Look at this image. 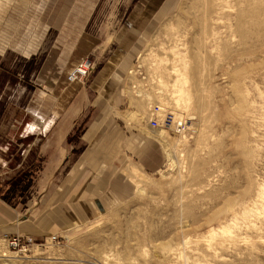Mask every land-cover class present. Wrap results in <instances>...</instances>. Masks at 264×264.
<instances>
[{
	"label": "rangeland",
	"instance_id": "374dc122",
	"mask_svg": "<svg viewBox=\"0 0 264 264\" xmlns=\"http://www.w3.org/2000/svg\"><path fill=\"white\" fill-rule=\"evenodd\" d=\"M25 4L0 0L5 33L19 5L16 21L30 31ZM63 4L71 17L79 5L91 10L86 33L110 46L99 61L87 55L93 69L82 83L53 89L44 59L56 28L38 31L49 37L27 58L0 41V264H264V0H37V9L60 17ZM244 10L252 11L245 42L236 32ZM41 20L50 27V16ZM116 50L126 54L118 92L94 93ZM197 58L203 107L182 76ZM85 89L89 101L77 100ZM168 112L172 126H151ZM91 129L112 138L92 169L97 156L82 153L94 140L81 139ZM61 132L75 148L54 178L84 159L74 174L85 193L40 204L47 148ZM22 221L35 227L25 231Z\"/></svg>",
	"mask_w": 264,
	"mask_h": 264
},
{
	"label": "crops",
	"instance_id": "0c3cea01",
	"mask_svg": "<svg viewBox=\"0 0 264 264\" xmlns=\"http://www.w3.org/2000/svg\"><path fill=\"white\" fill-rule=\"evenodd\" d=\"M26 2H28L29 4V13L26 16L22 15L21 17L30 19L29 32L25 24H23L22 22L21 24H18V22L16 21V19L19 18L20 14L17 8L19 7L21 10H23L24 7L25 9ZM23 7L22 5L16 6L14 15H12V17L11 15L8 17L10 18L9 20H15V22H9L6 24V27L8 25V27L6 28L7 33H5V29H2L3 26L0 23V32H4L3 38L0 39V41L10 44L11 48L21 57L27 58L28 56H33L35 53H37L39 43L44 37H47L46 39H48L49 37L48 34H44L42 35V38H40V36L38 35V31L40 30V32L42 31L45 33L49 28H56L57 33L52 37L50 41L51 45L46 48L44 59L46 80H49V78L53 80L51 86L53 89H57L60 85L65 83V79L67 80V75L71 71L69 69L74 65L76 66L81 59L87 57V55L91 52H95L96 61H99L98 59H100V57H102L106 53V51L108 50L107 47L110 46L109 40L103 42L102 40L95 38L93 35H89L86 33L85 28L87 26V20L85 18L88 16V11L90 12L91 10H88L82 5L78 6L77 11H81L83 15L81 14V17L77 18L75 16H79V14L76 10H73V17L70 16L71 10L69 9L68 4L66 7H64L63 4L62 7L58 9L60 12V17L58 12L55 17H53V9H51L49 12L44 10L43 14L39 13L37 9V0H23ZM48 16H50L51 18L50 27L45 25V22L41 20L47 18ZM38 19H40L41 21L39 20V22ZM5 20H7V16H5L4 18V23ZM23 31L25 33H23ZM120 51L116 50L109 56H106L107 58L100 66V69L94 78L93 84L91 85L94 93L102 92L103 90H107L110 93H112L114 90L118 92L115 86L116 82L118 81L117 76L119 74H123L124 68L126 67V61L124 62L122 60L126 58V54H121ZM59 79L61 80V82L54 83ZM69 83L73 84L70 85V87L79 85L76 82ZM65 94L67 95V98H71L70 92H65ZM88 94L89 92L86 91V89L83 92L80 91L77 100L88 102ZM56 116L57 115H54L53 117L56 118ZM60 134V137H55V139H57L55 141L56 146L49 147V149L47 148L48 154L51 155L50 159L47 161L45 171L46 178H49L46 180L49 182H47V186L49 188L47 190V193L40 200V204L44 201V198L47 195L48 198H50L55 194L58 197L57 201L64 202L71 195L78 197V195H80L81 193H85V184L82 183L80 185V179L83 178V175L80 176L79 174H74V171L79 172L78 170L85 169V167L83 166L85 163L84 159L83 162H80L79 160L72 162L71 167L69 168L70 173L68 175L67 173L63 175L61 181H57L54 178L55 174L58 171L64 169V166L67 164V160H69L70 158L69 154H71V152L75 148L73 146H69L67 141H65L67 139V136L69 135V132H61ZM81 139H83V143L85 144L86 141H88L87 139L94 140V145L89 146L88 152L86 153L84 150L87 146L84 145V150L82 153L84 155L88 154V156H97L96 158L89 157L87 164L90 169L94 168V163L96 161L98 162L101 161V159H105V156L108 157V155L112 152V138L106 136L101 137V135L96 137V133L94 130L92 131V129L89 132L85 131L81 135ZM99 155L101 159L98 157ZM52 178H54L55 180ZM21 225H23L22 228H24L23 230L25 231H28L32 229V227H35L34 225L32 226V224L23 221L20 223V225L17 226L19 227Z\"/></svg>",
	"mask_w": 264,
	"mask_h": 264
},
{
	"label": "bare ground",
	"instance_id": "6f19581e",
	"mask_svg": "<svg viewBox=\"0 0 264 264\" xmlns=\"http://www.w3.org/2000/svg\"><path fill=\"white\" fill-rule=\"evenodd\" d=\"M207 2H208V0H207ZM210 6H211V4H210V2L208 3V12H207V16H208V14H209V10H210ZM254 7V6H253ZM256 10V9H255ZM254 10V11H255ZM207 11V10H206ZM254 13V12H253ZM252 11L251 12H249L248 10H244V12H242V13H239V15L237 16V23H236V32H237V35L240 37V39H241V41H243V42H245L246 41V39L249 37V31L247 30V27H246V19L248 18V17H251L252 15ZM205 30V29H204ZM206 31V30H205ZM256 31V30H255ZM208 35V34H207ZM194 57V56H193ZM196 60V64L194 63L191 67L189 66L187 69V72H185V73H183V75L182 76H184V79H183V83H185L186 85H187V83H189V84H191V86H190V89H192L193 90V92H192V90H190L191 92H189V90H187V92L186 93H191V94H193V93H197L196 94V96L194 97L195 98V100L198 102L197 104H199V106H201V107H203V104L205 103L204 102V99H205V96L202 94V93H200V92H198V91H201V92H203L204 90H205V87L203 86L204 85V77L205 76H203L202 74H204V68H205V62H204V60H203V58H202V60L201 59H195ZM81 62H85V63H87V60H82ZM80 62V63H81ZM79 64V63H78ZM77 64V65H78ZM76 65V66H77ZM92 65V64H91ZM185 65V64H184ZM75 66V67H76ZM74 67V68H75ZM185 67V66H184ZM74 68H72V70L70 71V73L69 74H71L72 73V71L74 70ZM183 69V68H182ZM177 70V69H176ZM184 70V69H183ZM201 70H203V72H201ZM179 71V70H178ZM180 72V71H179ZM178 73V72H177ZM188 73H190L193 77H192V79H191V82H189L190 81V76L188 77ZM68 74V75H69ZM178 74H180L181 75V73H178ZM175 78H176V75L174 76ZM173 77V78H174ZM179 77H181V76H179ZM178 79V78H177ZM181 79V80H182ZM68 80V79H67ZM69 82H76V83H81L80 81H77V79H74L73 81H70V80H68ZM162 82V81H161ZM175 83V82H174ZM182 83V84H183ZM163 84V83H162ZM174 85V84H173ZM164 86V85H163ZM188 86V85H187ZM172 88H173V86H171ZM185 87V86H184ZM166 88V87H165ZM168 88V87H167ZM174 88H175V86H174ZM179 88V87H178ZM184 89V88H183ZM177 90H179V89H177ZM182 92L183 93H181V91H180V96L178 97V99H177V101H176V103H179L181 100H182V98H183V96H184V91L182 90ZM172 93V92H171ZM199 93V94H198ZM174 94V93H173ZM185 95H187V94H185ZM189 95V94H188ZM192 96V95H191ZM191 99V98H190ZM175 100V99H174ZM182 105V104H181ZM180 106V105H179ZM187 107V106H186ZM198 107V106H197ZM176 108V107H175ZM182 108V107H181ZM198 109V108H197ZM199 110V109H198ZM200 111H202V110H200ZM199 111V112H200ZM150 135L153 137V138H155L156 140H158L157 139V136L156 135H152L151 133H150ZM151 137V138H152Z\"/></svg>",
	"mask_w": 264,
	"mask_h": 264
},
{
	"label": "built area",
	"instance_id": "2783aa9c",
	"mask_svg": "<svg viewBox=\"0 0 264 264\" xmlns=\"http://www.w3.org/2000/svg\"><path fill=\"white\" fill-rule=\"evenodd\" d=\"M85 60H87V63L81 62L76 67L74 66L75 68L73 67L74 70L72 71L71 74L67 76L68 80L73 81L74 79H77V81H80L81 83L85 80V78L88 76L90 71L93 69V65H91L92 61L89 60L88 58ZM173 123H174V115L169 112L165 115L161 124H159L157 120H151L150 122L151 126L153 127H158L161 125L164 126L165 128L167 127L169 128L170 126L173 125ZM175 125L181 129H183L184 127V125L182 123H179L178 121L176 122Z\"/></svg>",
	"mask_w": 264,
	"mask_h": 264
}]
</instances>
